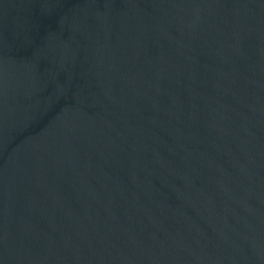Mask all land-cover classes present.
Segmentation results:
<instances>
[{"label": "water", "instance_id": "95a60500", "mask_svg": "<svg viewBox=\"0 0 264 264\" xmlns=\"http://www.w3.org/2000/svg\"><path fill=\"white\" fill-rule=\"evenodd\" d=\"M0 264H264V0H0Z\"/></svg>", "mask_w": 264, "mask_h": 264}]
</instances>
